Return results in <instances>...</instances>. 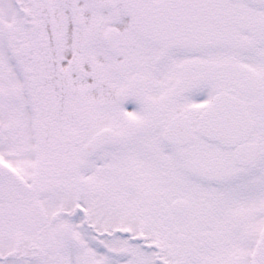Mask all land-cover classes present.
Returning <instances> with one entry per match:
<instances>
[{
  "label": "snow or ice",
  "instance_id": "snow-or-ice-1",
  "mask_svg": "<svg viewBox=\"0 0 264 264\" xmlns=\"http://www.w3.org/2000/svg\"><path fill=\"white\" fill-rule=\"evenodd\" d=\"M0 264H264V0H0Z\"/></svg>",
  "mask_w": 264,
  "mask_h": 264
}]
</instances>
